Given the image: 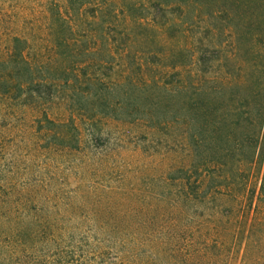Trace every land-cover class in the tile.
<instances>
[{"label": "trees", "instance_id": "16d2710c", "mask_svg": "<svg viewBox=\"0 0 264 264\" xmlns=\"http://www.w3.org/2000/svg\"><path fill=\"white\" fill-rule=\"evenodd\" d=\"M48 10L52 52L15 36L0 91L64 106L61 121L44 112L58 146L80 148L82 124L94 133L113 117L183 127L193 155L170 176L171 208L146 214L170 223L151 248L145 234H16L0 236V264H211L237 234L264 232V0H53Z\"/></svg>", "mask_w": 264, "mask_h": 264}, {"label": "rangeland", "instance_id": "374dc122", "mask_svg": "<svg viewBox=\"0 0 264 264\" xmlns=\"http://www.w3.org/2000/svg\"><path fill=\"white\" fill-rule=\"evenodd\" d=\"M50 1L0 0V58L15 36L31 38L45 56L52 52ZM44 112L60 121L68 117L57 103L27 104L0 91V236L145 234L151 248L152 240L170 232L167 221L145 220L153 206L171 208L170 176L192 159L183 127L104 117L94 133L82 124L81 147L73 148L52 143L46 132L57 126ZM259 230L257 223L248 234H237V243L211 264H264Z\"/></svg>", "mask_w": 264, "mask_h": 264}]
</instances>
